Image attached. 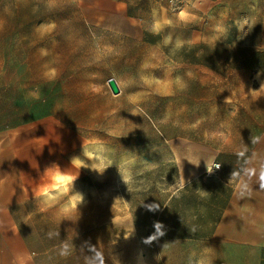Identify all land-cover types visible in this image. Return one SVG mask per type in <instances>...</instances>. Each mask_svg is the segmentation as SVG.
I'll use <instances>...</instances> for the list:
<instances>
[{
    "label": "rangeland",
    "instance_id": "obj_1",
    "mask_svg": "<svg viewBox=\"0 0 264 264\" xmlns=\"http://www.w3.org/2000/svg\"><path fill=\"white\" fill-rule=\"evenodd\" d=\"M242 17L254 26L240 32ZM262 47L264 0H0V131L40 176L49 161L78 175L84 196L69 214L34 200L24 227L34 247L102 252L104 264H158L160 250L184 249L161 243L155 224L193 231L179 172L188 182L193 144L238 130L241 108L261 102Z\"/></svg>",
    "mask_w": 264,
    "mask_h": 264
},
{
    "label": "crops",
    "instance_id": "obj_2",
    "mask_svg": "<svg viewBox=\"0 0 264 264\" xmlns=\"http://www.w3.org/2000/svg\"><path fill=\"white\" fill-rule=\"evenodd\" d=\"M241 109L245 116L238 130L215 139V144L212 140L207 145L193 144L190 180L185 183L184 172H179L177 191L191 185L198 219L194 231L180 232L176 222L175 232L160 236L161 243L184 249L160 250L158 264H264V182L260 179L264 172V97L258 105ZM213 164L220 168L209 172ZM34 165L30 158L25 160L17 137L1 130L0 264H90L98 252L68 251L69 255L61 256V251L36 249L25 234L34 190L43 182L42 168ZM181 195H176L177 203ZM165 208L167 204L161 208V218ZM161 225L164 229V222Z\"/></svg>",
    "mask_w": 264,
    "mask_h": 264
},
{
    "label": "clouds",
    "instance_id": "obj_3",
    "mask_svg": "<svg viewBox=\"0 0 264 264\" xmlns=\"http://www.w3.org/2000/svg\"><path fill=\"white\" fill-rule=\"evenodd\" d=\"M179 20L182 22H187L190 20V17L186 11H181L179 13ZM234 23L240 32H242L246 26L249 28L254 26V23L250 22L249 18L247 17H242L236 20ZM214 30L217 33H222L225 31V27L222 24H217ZM261 90H264V84H261L258 90H253V93L259 92ZM37 98L39 97L37 96ZM258 139V137L255 138L254 142ZM84 155L88 160L99 159V157H97L93 152L87 150H85ZM71 164L72 167H88V165L79 157H73L71 159ZM217 167H219V165H217ZM103 168L104 161L100 159V163L94 166V170L99 171ZM211 170L212 169L209 167L208 171L211 172ZM77 178L78 175H74L71 171L62 170L59 165L54 164L51 167L46 168L42 176L43 182L37 185L36 189L34 190V198L38 201L40 209L42 211L47 210L49 207L59 204L62 213L69 214L75 212L84 202L83 194L75 190V182ZM129 179V175L125 173V182L127 183ZM260 179L262 182H264V172L261 173ZM261 187H264V183L261 184ZM126 207L127 204L125 203V208ZM149 210L152 209L150 208ZM115 219L118 220L120 217H115ZM161 227L162 225L159 222L155 224L157 234L160 236L164 235V233L161 231ZM156 238V235H152L145 240V243H151ZM60 254L61 256L69 255L68 246L66 244L63 245ZM96 261H99V264H104L103 256L99 252L90 262V264H96ZM201 264H203V262H201Z\"/></svg>",
    "mask_w": 264,
    "mask_h": 264
},
{
    "label": "built area",
    "instance_id": "obj_4",
    "mask_svg": "<svg viewBox=\"0 0 264 264\" xmlns=\"http://www.w3.org/2000/svg\"><path fill=\"white\" fill-rule=\"evenodd\" d=\"M217 165H219V164H213V166H212V170H213V171H217V170H219L220 165H219V167H217Z\"/></svg>",
    "mask_w": 264,
    "mask_h": 264
}]
</instances>
